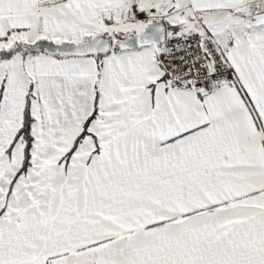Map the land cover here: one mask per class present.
Masks as SVG:
<instances>
[{"label": "snow or ice", "instance_id": "snow-or-ice-1", "mask_svg": "<svg viewBox=\"0 0 264 264\" xmlns=\"http://www.w3.org/2000/svg\"><path fill=\"white\" fill-rule=\"evenodd\" d=\"M0 264H264V0H0Z\"/></svg>", "mask_w": 264, "mask_h": 264}]
</instances>
